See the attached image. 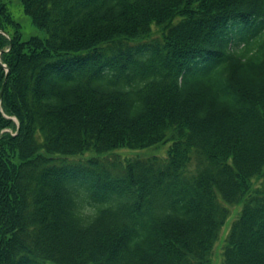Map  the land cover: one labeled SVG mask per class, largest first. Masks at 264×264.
<instances>
[{
  "label": "trees",
  "instance_id": "trees-1",
  "mask_svg": "<svg viewBox=\"0 0 264 264\" xmlns=\"http://www.w3.org/2000/svg\"><path fill=\"white\" fill-rule=\"evenodd\" d=\"M21 4L46 38L0 0V264H214L228 206L220 264H264V0Z\"/></svg>",
  "mask_w": 264,
  "mask_h": 264
},
{
  "label": "rangeland",
  "instance_id": "rangeland-1",
  "mask_svg": "<svg viewBox=\"0 0 264 264\" xmlns=\"http://www.w3.org/2000/svg\"><path fill=\"white\" fill-rule=\"evenodd\" d=\"M3 3L7 6V9L17 24L20 26V34L21 40L27 41L32 37H38L40 39L46 38V33L43 30L38 29L33 25L31 19L24 14L21 0H2ZM164 148L145 150V151H136L130 152L127 150H118L110 154L102 155L97 157L99 165L109 169L113 174H117L119 170H121L120 164H122L125 160H130L134 158L138 159H146L150 158L154 155L163 156ZM93 155L85 154L81 157L68 158V163H82L85 164L89 158H92ZM239 207L237 206H228L229 216L230 218L227 220L225 225L223 226L217 243L214 246L213 250V263L220 264L221 261V253L224 244V239L226 233L232 223V221L236 218L237 212L239 211Z\"/></svg>",
  "mask_w": 264,
  "mask_h": 264
},
{
  "label": "water",
  "instance_id": "water-1",
  "mask_svg": "<svg viewBox=\"0 0 264 264\" xmlns=\"http://www.w3.org/2000/svg\"><path fill=\"white\" fill-rule=\"evenodd\" d=\"M7 71V69H6ZM1 98H2V90L0 91V101H1Z\"/></svg>",
  "mask_w": 264,
  "mask_h": 264
}]
</instances>
